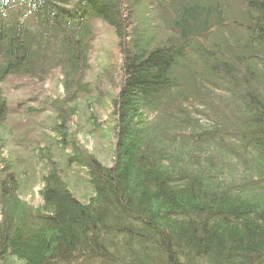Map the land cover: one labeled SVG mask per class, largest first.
<instances>
[{
    "label": "trees",
    "instance_id": "trees-1",
    "mask_svg": "<svg viewBox=\"0 0 264 264\" xmlns=\"http://www.w3.org/2000/svg\"><path fill=\"white\" fill-rule=\"evenodd\" d=\"M95 22L118 44L110 167L67 133ZM55 71L60 143L94 197L54 168L32 209L0 162V262L264 264V0H0V82ZM7 112L0 94V130Z\"/></svg>",
    "mask_w": 264,
    "mask_h": 264
},
{
    "label": "rangeland",
    "instance_id": "rangeland-1",
    "mask_svg": "<svg viewBox=\"0 0 264 264\" xmlns=\"http://www.w3.org/2000/svg\"><path fill=\"white\" fill-rule=\"evenodd\" d=\"M151 18L150 13L142 16L145 28L156 26L158 21L149 22ZM94 35L90 68L84 74L91 92L70 104L76 114L69 121L67 133L87 153L110 167L116 154L110 104L119 89L118 44L113 30L106 24L95 22ZM64 93L60 71L53 72L45 82L25 76H10L0 82V94L8 103V115L0 130V162L9 166V173L19 181L20 199L32 209L42 205L44 176L54 168L82 203L88 204L94 197L87 170L68 163L72 149L64 148L56 130L60 122L53 100L63 98ZM0 264L22 263L9 257Z\"/></svg>",
    "mask_w": 264,
    "mask_h": 264
}]
</instances>
